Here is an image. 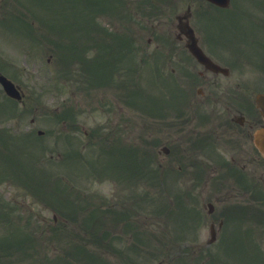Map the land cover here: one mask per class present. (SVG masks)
<instances>
[{
  "label": "flooded vegetation",
  "instance_id": "flooded-vegetation-1",
  "mask_svg": "<svg viewBox=\"0 0 264 264\" xmlns=\"http://www.w3.org/2000/svg\"><path fill=\"white\" fill-rule=\"evenodd\" d=\"M172 3L168 20L152 25L157 32L149 39L173 40L175 56H190L191 72L196 62L199 74L208 73L189 80L187 72L182 83L203 96L201 82L211 90L207 97L176 104L169 122L157 119L150 131L142 124L139 132L168 144L155 162L174 194L175 230L190 242L181 255L187 264H264V155L257 145L264 118L256 104L254 50L244 43L264 41V16H258L264 7L253 0H233L227 8L208 0ZM213 25L236 41L229 43L232 48L221 47ZM192 40L202 49L205 44L204 52L216 63L237 72V80L199 64L187 49Z\"/></svg>",
  "mask_w": 264,
  "mask_h": 264
},
{
  "label": "rangeland",
  "instance_id": "rangeland-1",
  "mask_svg": "<svg viewBox=\"0 0 264 264\" xmlns=\"http://www.w3.org/2000/svg\"><path fill=\"white\" fill-rule=\"evenodd\" d=\"M15 1L17 4V10L14 15L17 16L19 11H22L24 12L25 17L29 16L27 19L33 23L21 24L16 20H13V22H1L0 52L3 55L2 60L10 65L6 68V72L11 76V79L13 78V81L22 86L26 96V101L24 104L18 103V105L15 106L19 131L23 132V129H26L28 126L34 130V133H36L37 129L43 130V134L40 135L39 138H36L37 136L35 134L33 135V143L29 149L33 155L38 156L34 162H40L42 153H38V146L42 147V145H44L47 148L48 153L56 148L63 150V140L60 139V135H58L59 129L60 133L61 129H63V126H61V122L58 121V118H56L54 113V111H58V108L61 107L62 109L65 104H75V109L79 111V122H82L87 130L93 128L96 125H101L104 122V116L101 113H93V90H85L86 88L83 86L82 89H78L76 84L66 81L61 75H59V72L63 71L64 69L60 60L65 59L68 56L65 54H70L71 51L67 50V47H65L67 49L64 47L58 48L52 40L50 41L47 38V40L43 39V36L47 34V37L53 39L55 42L70 44L73 42V39H77L78 37L79 39L83 38L85 36L84 28H88L90 26V12L89 10H84L83 7L79 5L77 8H72L70 4L68 5L67 0H62V2L65 4V8H62L63 3L61 1L55 2L54 0V3L51 2L48 5L49 20L46 22L45 17L48 15V13L43 15L41 1L36 5L35 9H32V11L30 8H33L35 3H32L29 0ZM45 3H47L46 0ZM23 5L29 9H26ZM7 9L8 7H6V5H0V16L4 18H7L8 16L10 17L9 10L6 12ZM33 10H35L38 16L43 18L47 24L52 26L51 29H47V26L43 25L41 20H37V18L34 17L36 14H34ZM153 10L154 8L148 9L146 14H152L154 12ZM44 13L46 12L44 11ZM61 13H64L62 18L63 20L60 19V16H57ZM54 18L60 22L65 21V23L68 25L69 21H73L72 25L67 27V32L70 38L67 36L64 38H59L56 36L58 34L60 35L65 30V26L62 24L59 31L56 30V28H54ZM2 20L4 21V19ZM130 26L134 30V27L136 26V28H138L140 27V24L135 22ZM72 36L73 39L71 38ZM39 39H42L41 44L38 43L34 46L35 42ZM92 54L93 51L88 52V56H91ZM48 58L50 59V62H47ZM73 68L74 71H77V68L79 67L74 65ZM67 73L70 74L68 71ZM48 79L54 83V85L51 84V82L46 83ZM44 85L48 89L47 93L44 91ZM57 87L60 88V90H58ZM152 89L153 87L151 90ZM153 90L155 94L156 89ZM105 91L106 89L99 90V92L102 94H104ZM1 104V112H4L5 109L6 111L9 110V106L7 104ZM4 114L2 115V118L4 117ZM135 115V110L130 109L127 116L129 123V134L126 137L125 142L132 143L134 144V147L137 148L138 146H141L140 140L142 133H139L138 127L136 128ZM31 118H33L32 122ZM146 127L148 128V131L152 130L153 123H149L146 125ZM146 136H148L147 133ZM86 148L87 147L82 149L81 153H85V155L88 157L89 149ZM20 150L22 149L17 148L16 155H19L18 151ZM99 156L103 155H101V153L98 151V157ZM57 161V158L55 162L53 161L54 166L52 168L49 166L52 163H47L49 170L53 169L56 172L59 171V174H62L63 172L67 173L69 188L71 191L73 190L75 192H79L82 198L85 197L86 199L91 200V197L95 194L97 203L101 204L100 198L105 197L107 199V203L110 201L112 205H118L120 202H124L125 204L131 198V196L134 197V194L142 192L138 185L140 182L138 181L139 176L135 182L134 179H131L129 184L126 185V183H123L122 185L121 181H117L118 179L108 178V175H105L106 173H101L103 170H100L99 167L105 161V159L99 160L97 166L95 167H92L89 162L87 163L86 161L80 162L76 160L73 163H70L69 160H64V163ZM65 167L69 172L64 170ZM126 171L128 172V167L126 168ZM0 193L3 195L5 200H12L18 205V207H16L14 210H10L11 220H13L11 217L13 215L18 216L19 214H22L23 217L27 214L34 213L30 219L32 222H34L33 225L37 223L41 226L47 225V229L52 225V218L55 214L54 211H52L51 208L44 207L43 203L40 202L35 196L27 194V191L24 188L19 187L18 185H13V183H6L0 185ZM121 196H123V198ZM65 199L70 200L69 202L67 201V203L70 204L71 207L64 208V213L73 221L69 223L70 226L64 229L66 231H70L74 237H77L80 240H86L90 236L89 234H91L89 229V231H86V227L90 223L89 214L92 213L93 215L95 212H97L95 210L96 208L90 205L91 201L88 203L79 202V205V203L76 201V197H72L68 195V193L65 194ZM107 203L105 202V205H107ZM72 207H81L82 210H74ZM56 214L60 220L65 221V217L60 216L58 213ZM98 219L100 222L104 218L99 216ZM57 221L58 219H56V222ZM5 223V221L2 223L0 219V233L5 229L7 231L11 226V224ZM104 227L109 231L107 238L110 240L108 241L107 239H104L102 245H95L93 242L89 244L86 243V246H88V248L91 250V253H89L91 256L88 259L84 256H80L81 253L80 255L76 254L74 245L82 243L80 240L73 242V240H68L69 237H66V235L59 237L55 233V228L53 227L48 229L49 236L46 240H39L44 241L41 243L40 254L42 255L44 253L45 257L48 256V264H52V260L56 257L57 258L53 264H59L58 262L65 258L66 251L74 252L76 254L77 259H69L77 261L78 264H105L107 261L113 262L114 264H117L118 262L122 263L123 260L116 250L123 251L125 249L121 248L122 244L120 242H115V239L122 240V237L116 238L117 236H113V234H116L115 231L117 229L116 226H114V223L108 221ZM87 232H89V234ZM101 232L102 231H99L97 233ZM45 233L47 234V232ZM111 240H113V245L109 243ZM45 241L47 243H45ZM114 242L116 247L114 246ZM130 254L134 259L141 258V254H137L134 251ZM5 259L7 260V264L34 263V261H31L30 257H27L26 255L22 254V252L16 250H12L10 254H7ZM140 263L143 264V261L141 260ZM0 264H4L2 259H0Z\"/></svg>",
  "mask_w": 264,
  "mask_h": 264
},
{
  "label": "water",
  "instance_id": "water-1",
  "mask_svg": "<svg viewBox=\"0 0 264 264\" xmlns=\"http://www.w3.org/2000/svg\"><path fill=\"white\" fill-rule=\"evenodd\" d=\"M0 81L4 86V89L6 90V92L9 95H12L14 97L19 98V93L17 92V90L13 87L12 83L8 80H6L4 77L0 76ZM259 101V105H262L263 108V113H264V95L260 97ZM261 146H263L264 148V134L262 135L261 138ZM264 150V149H263Z\"/></svg>",
  "mask_w": 264,
  "mask_h": 264
}]
</instances>
